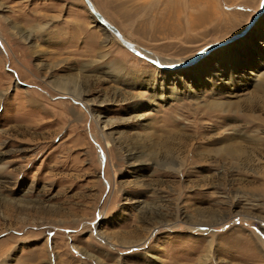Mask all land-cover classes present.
<instances>
[{
	"label": "rangeland",
	"instance_id": "1",
	"mask_svg": "<svg viewBox=\"0 0 264 264\" xmlns=\"http://www.w3.org/2000/svg\"><path fill=\"white\" fill-rule=\"evenodd\" d=\"M92 2L162 64L201 57L0 0V264H264L261 0Z\"/></svg>",
	"mask_w": 264,
	"mask_h": 264
},
{
	"label": "water",
	"instance_id": "2",
	"mask_svg": "<svg viewBox=\"0 0 264 264\" xmlns=\"http://www.w3.org/2000/svg\"><path fill=\"white\" fill-rule=\"evenodd\" d=\"M83 1L85 2L88 11L93 15L94 19L96 20V22L99 25L104 26L108 31H110L119 40V42L125 48H127L129 51L133 52L134 54H137L141 58H144L145 60H147L151 64L157 66L158 68L166 69V70L174 69V68H183V67H186L188 65H191L193 62H195L197 59H199L201 57V54H197L188 60H185L183 62L175 64L174 66H172V65L165 66V65L161 64L158 60L151 58V57H148V56H145V55L141 54L140 52H138L136 44L127 40L126 38H124L123 35L121 34V32L111 22H109L99 11L96 10V8H95V6L91 0H83ZM263 7H264V0H261L260 9H262ZM254 21H255V18H253L245 26L244 30L241 31L239 34L233 35L232 37L226 38L225 40H222L218 43H215L207 51L211 50L212 48H216V47L228 44L229 42L233 41L234 39L240 37L252 26ZM143 50H145V49H143ZM145 51L148 52L147 50H145Z\"/></svg>",
	"mask_w": 264,
	"mask_h": 264
},
{
	"label": "bare ground",
	"instance_id": "3",
	"mask_svg": "<svg viewBox=\"0 0 264 264\" xmlns=\"http://www.w3.org/2000/svg\"><path fill=\"white\" fill-rule=\"evenodd\" d=\"M92 1V0H91ZM94 4V3H93ZM95 6V5H94ZM95 8H96V6H95ZM96 10L98 11V9L96 8ZM264 12V7L261 9V11L259 12V15H258V17L260 18L261 17V15H262V13ZM253 25V24H252ZM101 26V25H100ZM101 27H103L104 29H106L104 26H101ZM107 30V29H106ZM108 31V30H107ZM111 35H112V33L110 32V31H108ZM124 37V36H123ZM125 38V37H124ZM119 41V40H118ZM246 40H244V42H242L241 43V46H243L246 42H245ZM136 47H137V50H138V52H140L141 54H143V55H145V56H148V57H151V58H154V59H156V60H158L161 64H162V62H161V60L160 59H158L157 57H155L153 54H151V53H149V52H146L145 50H143V49H140L137 45H136ZM220 54V53H219ZM137 55V54H136ZM198 61H199V59H198ZM208 63V62H207ZM207 63H205V66H208V64ZM163 65H164V63H163ZM166 66V65H165ZM205 69H202V70H199V71H201V72H203ZM261 91H263V89L261 90ZM262 99V98H261Z\"/></svg>",
	"mask_w": 264,
	"mask_h": 264
}]
</instances>
